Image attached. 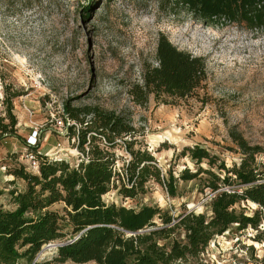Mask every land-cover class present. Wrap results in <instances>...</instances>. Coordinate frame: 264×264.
<instances>
[{
  "label": "rangeland",
  "instance_id": "374dc122",
  "mask_svg": "<svg viewBox=\"0 0 264 264\" xmlns=\"http://www.w3.org/2000/svg\"><path fill=\"white\" fill-rule=\"evenodd\" d=\"M92 5L85 19L84 9ZM162 35L179 50L205 59L208 81L200 92L205 103L191 98L165 105L153 95L144 106L133 101L130 89L143 85L147 67L158 66ZM7 89L21 95L12 101L19 135L26 142L37 131L40 153L64 159L70 167L88 157L78 149L82 128L69 118L66 104L77 109L98 107L128 118L136 130L135 149L146 148L164 173L171 169L178 177L186 168L196 172L189 158L177 157L184 148L196 145L232 166L241 155L230 130L252 144L264 145V30L252 32L243 24L225 21L208 25L167 0H0L2 116L6 115ZM120 146L116 155L129 161ZM10 152L18 154L14 157ZM25 153L17 138L0 145V207L5 210L15 208L10 191L26 190L24 181L9 174L19 165L27 167ZM258 163L264 166V155ZM121 167L120 160L117 168ZM149 187L136 200L123 199L116 191L103 200L134 209L158 206L175 217L186 211L212 215L211 192H203L197 180L179 182L176 198L156 183ZM241 208L253 216L259 206L247 202ZM53 210L61 211L62 206ZM252 242L256 243L247 229L233 225L198 258L181 264H259L256 255L261 247ZM55 253L56 248L46 245L36 261L76 264L54 263Z\"/></svg>",
  "mask_w": 264,
  "mask_h": 264
},
{
  "label": "trees",
  "instance_id": "16d2710c",
  "mask_svg": "<svg viewBox=\"0 0 264 264\" xmlns=\"http://www.w3.org/2000/svg\"><path fill=\"white\" fill-rule=\"evenodd\" d=\"M167 1L208 25L225 21L243 24L252 32L264 30V0ZM92 9L93 5L84 9L85 19ZM157 61V67L144 70L143 85H134L129 91L137 105H146L152 95L165 105H178L191 98L204 102L200 93L208 81L204 58L179 50L162 35ZM19 96L5 91L6 115L0 114V145L19 139L40 168L34 174L19 165L9 173L27 187L24 192L10 191L13 210L0 207V264H34L42 248L50 244L62 245L56 247L54 263L181 264L198 258L233 225L245 230L261 223L264 166L258 163V157L264 155V145L250 143L238 131L230 130L229 137L241 155L239 163L228 166L201 145L186 147L177 157L189 158L197 170L186 168L176 177L171 169L164 173L146 148L135 149L136 130L128 118L98 107L77 109L66 104L67 115L82 128L78 149L88 157L70 167L64 159L40 153L38 146H28L19 135L12 103ZM119 146L129 161L116 155ZM120 160L122 167L117 168ZM195 180L203 192H211L210 217L187 211L175 217L158 206L134 209L103 200L112 191L123 199L136 200L149 192L151 182L176 198L179 182ZM247 202L259 206L253 216L241 208ZM56 205L62 210H53Z\"/></svg>",
  "mask_w": 264,
  "mask_h": 264
},
{
  "label": "built area",
  "instance_id": "2783aa9c",
  "mask_svg": "<svg viewBox=\"0 0 264 264\" xmlns=\"http://www.w3.org/2000/svg\"><path fill=\"white\" fill-rule=\"evenodd\" d=\"M68 127H69V125H68ZM67 130H68V128H66V131ZM34 134H35L34 136L31 135L26 141L27 145L30 147H36L40 142V139H39L40 137L38 138V132L36 131ZM60 135L62 136L64 134L60 133ZM73 141L75 142V139H73ZM59 146L60 145H58V147H56V149L59 148ZM86 150L89 151L87 146H86ZM82 156L84 157L83 154H82ZM22 158L26 162V165H27L26 169L28 171L33 172V173H38L39 168H40V164H39L38 160H36L34 155L29 154V153H25V155ZM2 169H5V168H2ZM247 231H249L251 233V238L254 241H256V243L254 242V244H257L261 247V254L256 255V257L258 259L259 264H264V217H263L261 223L259 224V226L257 228H255V229L249 228V229H247Z\"/></svg>",
  "mask_w": 264,
  "mask_h": 264
},
{
  "label": "water",
  "instance_id": "95a60500",
  "mask_svg": "<svg viewBox=\"0 0 264 264\" xmlns=\"http://www.w3.org/2000/svg\"><path fill=\"white\" fill-rule=\"evenodd\" d=\"M58 246H62V245H59V244H50L49 247H53V248H56ZM37 261H35L34 264H36Z\"/></svg>",
  "mask_w": 264,
  "mask_h": 264
},
{
  "label": "bare ground",
  "instance_id": "6f19581e",
  "mask_svg": "<svg viewBox=\"0 0 264 264\" xmlns=\"http://www.w3.org/2000/svg\"><path fill=\"white\" fill-rule=\"evenodd\" d=\"M254 242H252V244H253Z\"/></svg>",
  "mask_w": 264,
  "mask_h": 264
}]
</instances>
